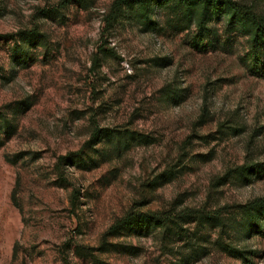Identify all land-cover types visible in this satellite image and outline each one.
I'll return each instance as SVG.
<instances>
[{"label":"rangeland","instance_id":"1","mask_svg":"<svg viewBox=\"0 0 264 264\" xmlns=\"http://www.w3.org/2000/svg\"><path fill=\"white\" fill-rule=\"evenodd\" d=\"M113 1L0 0V264H264V55Z\"/></svg>","mask_w":264,"mask_h":264},{"label":"trees","instance_id":"2","mask_svg":"<svg viewBox=\"0 0 264 264\" xmlns=\"http://www.w3.org/2000/svg\"><path fill=\"white\" fill-rule=\"evenodd\" d=\"M172 2L173 6L180 10V16L187 24L195 23L197 27V38L203 39L208 33V23L226 17L228 26H238L243 33L247 34L250 41V49L253 55V63L256 67L262 61L264 55V12L257 13L251 6L236 0H114L111 5L110 14L106 18V23L113 21L122 7H135L137 18L145 30L155 29L156 22L151 18V12L155 8H162L167 3ZM63 3V2H62ZM50 11V10H49ZM34 31H28L33 34ZM264 73V68H263ZM99 137V130L92 134V140ZM258 164L240 167L242 171L253 170ZM254 207H261L263 199H256L250 203ZM246 215L250 222L256 221V215L247 210ZM138 222L140 225L153 223L170 233V224H178L173 221V217L167 213L159 212H129L122 219L109 228V233H115L123 225ZM230 252H238L231 245H226ZM194 260V258L192 259Z\"/></svg>","mask_w":264,"mask_h":264}]
</instances>
